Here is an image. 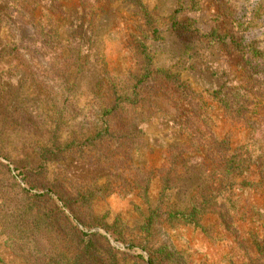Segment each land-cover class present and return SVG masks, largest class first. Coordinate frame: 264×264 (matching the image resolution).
<instances>
[{"label": "rangeland", "instance_id": "obj_1", "mask_svg": "<svg viewBox=\"0 0 264 264\" xmlns=\"http://www.w3.org/2000/svg\"><path fill=\"white\" fill-rule=\"evenodd\" d=\"M96 1L86 9L80 0H59V7L52 0H29L36 8L37 20L43 24L49 43L50 53L42 64L43 70L64 52L71 36L82 46L80 65L71 69L70 77L79 111L60 132L62 146L93 127V98L103 80L102 67L107 65L122 80L134 65L129 44L138 20L132 6L126 0ZM142 1L147 9L153 10L160 33V38L152 43L156 67L180 73L199 92L233 89L241 84L237 56L213 39V32L224 35L233 21L237 22L234 25L237 32L241 22L245 42H256L264 51V0H202L198 12H188L182 17L196 23L201 35L197 37L190 29H174L169 20L179 6L189 5L191 0ZM49 19L57 25L59 42L49 40ZM28 32L33 37L37 34L35 30ZM14 41L9 27L1 26L0 48L11 46ZM52 107L49 95L36 85L27 67L13 59H0V264L73 263L78 254L77 240L61 219H51L59 215L60 209L67 216H71L70 211L59 199L24 196V190L31 188L38 194L54 189L67 196L68 179L59 178L71 177L66 169L77 179L91 184L100 180L99 185H108L99 187L102 193L83 209L82 220L86 225L70 217L81 232L98 237L97 253L102 254L103 264H110V247L115 249L112 253L117 264H150L148 252L140 245L139 220L146 206L136 180L153 179L173 149L185 141L179 131L180 119L153 115L137 120L135 124L145 134L149 148L132 150L123 161L119 160L123 155H116L119 160L116 164H98L91 156L82 158L75 152L50 164V170L58 169V174H45L40 171L37 149L48 144V135H41L40 128L45 124L51 127L47 114ZM205 113L218 135L231 134L234 148L246 142L248 131L227 122L218 109L208 108ZM260 116L264 117V109ZM35 136L39 138L37 142ZM5 166L15 174L16 187ZM18 169L29 170L26 179L18 175ZM249 178L257 180L258 175ZM198 181L196 178L173 191L172 200L182 207L188 206ZM234 193L237 213L207 216L203 222L207 231L193 227L164 230L168 245L179 254L177 264H239L253 256L255 242L264 243V192L242 190L238 186ZM96 217L101 221L93 222Z\"/></svg>", "mask_w": 264, "mask_h": 264}, {"label": "trees", "instance_id": "obj_2", "mask_svg": "<svg viewBox=\"0 0 264 264\" xmlns=\"http://www.w3.org/2000/svg\"><path fill=\"white\" fill-rule=\"evenodd\" d=\"M126 1L138 20L129 44L134 65L122 80L107 65L102 67L103 80L93 98L94 125L87 134L73 137L64 146L60 142V132L79 111L70 77L71 69L80 65L82 46L71 36L64 52L55 56L54 64L43 70L42 64L48 59L50 48L44 26L37 20L35 6L29 0H0V27L7 25L10 37L15 40L11 46L0 48V59H13L27 67L36 85L53 102L47 114L51 127L45 124L40 128L41 135H48V144L37 149L40 171L45 174H58V169L50 170V164L58 163L65 155L75 152L82 158L91 156L98 164H116L128 157L132 150L149 148L145 134L135 124L137 120L153 115L180 119L179 131L185 136V141L173 149L166 164L153 174V179L136 180L146 206L139 220L140 245L148 252L150 264H177L179 254L168 245L165 229L193 227L207 231L203 225L207 216L224 217L237 213L234 191L238 186L242 190L264 192V117L260 116L264 109V51L256 42H245V31H241L244 24L241 22H238L237 32L234 30L237 22L234 21L224 35L213 32L211 37L237 56L241 84L233 89L199 92L180 73L156 67L152 48V43L160 38L156 16L142 0ZM201 1L191 0L189 5L179 6L169 17L171 26L174 29L187 28L195 37L201 36L195 22L182 19L188 12H198ZM80 2L84 8L90 9L97 1ZM52 4L59 7V0H52ZM49 24V40L59 42L60 33L55 21L49 19ZM29 30H35L36 36H29ZM208 108L218 109L227 122L248 131L246 142L234 148L230 133L223 137L218 135L205 113ZM37 136L36 142L39 140ZM116 155L123 156L117 161ZM5 167L12 178V185L16 187L15 174L11 173L9 166ZM67 171L71 177H59L65 181L68 179L67 196H61L54 189L38 194L33 188L24 190V196L59 199L70 211L71 216H67L59 208L60 218L51 216L53 220L61 219L77 240L78 254L73 263L67 264H103L102 254L97 253V236L81 232L70 217L86 225L82 220L83 209L91 206L102 193L99 187L108 185H99L100 180L91 184L77 179L70 169ZM17 173L26 179L29 170L18 169ZM253 174L258 175L257 180L249 178ZM196 178L199 181L189 205L182 207L174 202L173 191ZM97 219L101 221L97 217L92 221ZM254 245L253 256L239 264H264V243L255 242ZM114 250L109 248L110 264H117L115 253H112Z\"/></svg>", "mask_w": 264, "mask_h": 264}]
</instances>
